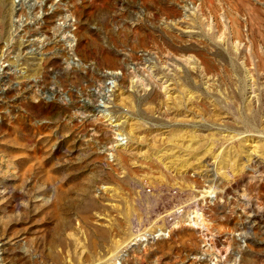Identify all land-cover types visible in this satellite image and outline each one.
Returning a JSON list of instances; mask_svg holds the SVG:
<instances>
[{
  "label": "rangeland",
  "instance_id": "374dc122",
  "mask_svg": "<svg viewBox=\"0 0 264 264\" xmlns=\"http://www.w3.org/2000/svg\"><path fill=\"white\" fill-rule=\"evenodd\" d=\"M0 264H264V0H0Z\"/></svg>",
  "mask_w": 264,
  "mask_h": 264
},
{
  "label": "bare ground",
  "instance_id": "6f19581e",
  "mask_svg": "<svg viewBox=\"0 0 264 264\" xmlns=\"http://www.w3.org/2000/svg\"><path fill=\"white\" fill-rule=\"evenodd\" d=\"M189 222H190V224H192L193 226H194V225L197 226V228H198L199 226H200V227H201V226H202V227L204 226V225H203L204 223L202 224V222H201V220L199 219V216H198V215H195V217L190 218ZM202 227H201V229H200V230H201V233H202L203 236H206V234H203V232H205V230H206V232H207V229H203ZM210 238H212V237H210ZM210 238H209V239H210ZM209 239H208V240H209ZM135 240H136V238H135ZM139 240H140V239H139ZM213 244H214V243H213ZM208 247H210V245H209ZM212 247H213V245H212ZM225 247H226V246H225ZM210 248H211V247H210ZM222 248H223V247H222ZM224 249H225V248H224ZM211 250L213 251L214 249H211ZM223 251H225V250H223ZM209 252H210V251H209Z\"/></svg>",
  "mask_w": 264,
  "mask_h": 264
}]
</instances>
